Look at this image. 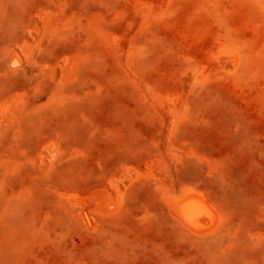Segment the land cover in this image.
I'll list each match as a JSON object with an SVG mask.
<instances>
[{"label":"rangeland","instance_id":"1","mask_svg":"<svg viewBox=\"0 0 264 264\" xmlns=\"http://www.w3.org/2000/svg\"><path fill=\"white\" fill-rule=\"evenodd\" d=\"M140 2L158 14L168 0L26 1L17 43L38 39L34 30L42 26L43 8L52 9L54 22L72 14L77 22L56 42L48 34L42 38L35 57L48 67L9 63L15 73L0 83V90H18L41 109L39 115L31 110V127L20 132L0 125V157L21 161L5 175L0 166L10 198L5 204L0 196V264H264V0H171L179 4L175 16L152 18L151 24ZM223 22L235 25L246 41L241 75L233 76L234 56L218 48ZM132 40L143 50L128 61ZM86 50L93 57L81 64L74 91L60 107H48L52 79L65 57ZM200 63L211 70L207 84L195 77ZM166 94L186 106L173 133ZM56 130L67 133L70 148L90 143L88 156L74 164L82 170L70 172L68 182L49 177L37 155L41 136ZM113 130L115 139H107ZM170 140L178 149L175 158L169 156ZM156 156L165 160L162 175L176 192L192 187L207 192L210 201L223 200L218 214H206L194 227L184 224L144 186L133 191L127 219L99 214V225L109 231L100 233L76 226V209L56 203L62 188L95 201V191L110 188L94 174L115 172L125 161L144 167ZM28 185L36 192L32 203L15 195Z\"/></svg>","mask_w":264,"mask_h":264},{"label":"bare ground","instance_id":"2","mask_svg":"<svg viewBox=\"0 0 264 264\" xmlns=\"http://www.w3.org/2000/svg\"><path fill=\"white\" fill-rule=\"evenodd\" d=\"M26 1L27 0H0V83L1 80L7 81L11 79L13 74L15 73V71L8 66L9 63H16L17 65V63L19 62H24L38 67V71L48 67L46 62L44 64V66L46 67L40 65V62H38L35 57L37 54V50L39 52L43 49L41 47L42 38L45 35L47 36L48 34L50 40L56 42L57 37H66L69 31L77 22V16L74 14L63 16L62 18L60 17L59 20L57 19L58 21L54 22V20L52 19V9L43 8L38 12V16L42 21V24L40 23L42 26L41 28H35L34 30L38 34V39L33 42L30 39L24 37L19 43H17L16 32L18 29H21L23 27L21 16H23L25 13ZM172 5L171 0H168L165 8H161L162 10H160L157 14V12L153 11L151 5L144 4L142 2H140L139 4L144 14V19L148 20V23L150 24L154 22L152 21V18H158L156 19L158 21L160 19L164 20V18H166L165 15L168 16V19L172 17L171 14L175 16L179 4L176 6L173 3ZM38 13L36 12V14ZM55 16L58 17V15L56 14ZM94 23L95 27L97 28V26H99L97 25L98 22L96 23L95 21ZM101 27L102 26H100V28ZM221 28L223 30V35L221 37L218 36L219 38L217 37L218 48L221 49V51H227L228 54L230 53L234 56L235 67L232 71L233 76L236 74L239 75V73L241 75L242 72H240V68L241 66H243L245 60L249 56L245 51L246 41L238 34L235 25H232L229 22H223ZM28 30H32V28H28ZM112 37L114 42L118 41V36L113 35ZM142 50L143 45L133 40L130 41L128 44V61L140 55ZM90 54L91 51L86 50L85 52L80 54L74 53L69 56L65 55L66 57L63 61V64L60 66L61 70L59 75H56V78L54 77L55 79H52V81L55 80V83L50 90V100L47 103L48 107H60L67 99L69 92L74 91L71 88V85L72 83L79 82L81 64L86 63L87 61L92 59L93 56H90ZM218 54L220 55L221 53ZM208 58L212 59V56H208ZM194 68L196 79L202 81V83L206 82V84L211 81V70H207L205 64H197ZM35 73L37 74L38 72L35 71ZM26 98L24 96V93H21L18 90L9 92L0 90V125L7 126L11 124L14 126L13 129H16L17 132H20L24 126L31 127V121L27 120L28 115L32 113L31 110H34V112H37V115H39L38 111H40L41 109L39 110L37 106H32ZM165 101L167 103L166 105L169 111V117L171 118L170 123H172L171 133H173L175 129L182 123L186 106L183 105V102H181L182 104L178 103L174 94H166ZM44 107L46 106H43V108ZM66 134L67 133L60 130H56L52 135L43 134L41 136V148L39 154L37 155L40 156V161L45 164V170L48 171L49 177L51 176V174L56 175L59 176L62 181L64 180L68 182L71 180L70 176L68 175L70 172H80L82 170L80 167L74 166V164L84 160V158L88 156V152L86 149L89 148L90 143L87 140H83L82 146H73L72 148H70L67 146L68 140ZM114 135L115 130L107 134V139H113ZM74 139L77 140L76 137H74ZM128 153L133 154L134 150L128 149ZM177 155L178 149L174 145L173 140H170L169 156L171 158H175ZM159 157L160 156L148 158V161L144 167H140L132 164L131 162L125 161L121 163L120 168L115 172L109 174H94L95 177L99 178L100 180L106 179L110 188L109 190L102 188V192L106 191L103 194H97V191H95L96 196H93L95 195L94 193L92 195L95 201H93L92 199L87 203L86 201L88 200L85 198L86 195L84 196L79 192L74 191L68 192L65 188L59 186V188H62V190L59 192V200H57L56 203L59 205L65 203V207L67 210H72V208L76 209V226L78 225L79 227H81V223H83V225L87 229L100 233H106L109 231L99 225V214L103 213V215H109L116 221L120 220V218L122 217H126L125 219H127L128 217L126 212L129 208V203L133 201V191L144 186H150L154 190V193L159 194V197L164 201V203L170 210V213L173 212V214L171 213L172 216L176 213L175 215H179V218H181L179 220L178 217L174 215L179 221L183 220L187 222H185L184 224H191L192 227H194L199 224L203 216L205 217L206 214H208V216L209 214L212 215L213 213L215 215L218 214L217 212L222 209V206L224 204L223 200L215 197L214 200L212 199V201H210V195L207 192L196 191L192 187H186L183 189L181 188L180 192H176L175 187L170 185L167 178L162 175V171L166 172V165L162 164L165 160L161 163V161L158 159ZM99 162L100 165H102L101 160ZM20 163L21 161L17 158L9 161L8 159L6 160L5 157H0V166L3 167L4 175L7 173H11L14 170L17 171V169L20 167ZM40 172L43 173V170H41ZM102 189L99 188L100 191ZM100 191H98V193H100ZM15 195L20 200L26 203H32L35 199L36 192H34L33 188L28 185L22 186ZM0 196L2 197V201L5 204L10 199L5 194L4 181H0ZM93 202L95 203L93 204ZM89 204H91L92 206ZM107 208H110V210ZM215 215H212L211 217H215ZM153 216L154 214L150 217ZM166 219H168V217H166ZM188 225L185 227H188ZM191 225L189 228H192ZM9 233L11 234L12 232Z\"/></svg>","mask_w":264,"mask_h":264}]
</instances>
